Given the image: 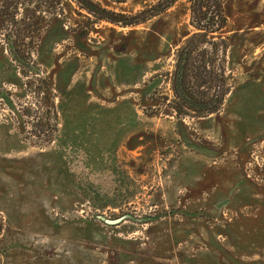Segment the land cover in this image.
Masks as SVG:
<instances>
[{"label":"rangeland","instance_id":"rangeland-1","mask_svg":"<svg viewBox=\"0 0 264 264\" xmlns=\"http://www.w3.org/2000/svg\"><path fill=\"white\" fill-rule=\"evenodd\" d=\"M97 1L134 14L157 0ZM63 7L36 54L50 141L0 46V264H264V0L227 1L231 90L201 119L146 110L172 98L188 0L131 27Z\"/></svg>","mask_w":264,"mask_h":264},{"label":"trees","instance_id":"trees-1","mask_svg":"<svg viewBox=\"0 0 264 264\" xmlns=\"http://www.w3.org/2000/svg\"><path fill=\"white\" fill-rule=\"evenodd\" d=\"M64 1L0 0V46L4 45L10 57L13 79L21 82L24 95L33 96V103L23 111L33 118L31 134L45 143L57 130L56 93L36 54L41 31L64 15ZM70 1L90 15L93 23L131 27L162 14L180 0H157L134 14L112 11L97 0ZM227 1L188 0L192 31L176 45L172 69L164 75L172 98L156 97L155 93L148 96L147 112L154 114L162 106L177 118L201 119L221 111L231 90L226 68L230 44L222 35L228 21Z\"/></svg>","mask_w":264,"mask_h":264}]
</instances>
